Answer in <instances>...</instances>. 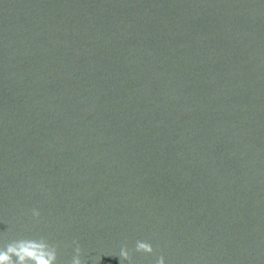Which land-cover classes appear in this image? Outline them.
I'll use <instances>...</instances> for the list:
<instances>
[{"label":"water","instance_id":"1","mask_svg":"<svg viewBox=\"0 0 264 264\" xmlns=\"http://www.w3.org/2000/svg\"><path fill=\"white\" fill-rule=\"evenodd\" d=\"M40 239L264 264V0H0V247Z\"/></svg>","mask_w":264,"mask_h":264},{"label":"clouds","instance_id":"2","mask_svg":"<svg viewBox=\"0 0 264 264\" xmlns=\"http://www.w3.org/2000/svg\"><path fill=\"white\" fill-rule=\"evenodd\" d=\"M32 215L36 217L38 213L33 210ZM135 251L151 254L152 247L146 242L137 241ZM74 252L71 264H82L80 248L77 246ZM121 256L124 261H130L129 253L124 248L121 249ZM56 262V248L43 239L13 240L0 247V264H56ZM157 264H164L163 259L158 260Z\"/></svg>","mask_w":264,"mask_h":264}]
</instances>
